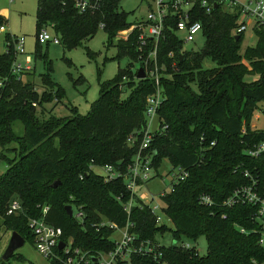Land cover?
Listing matches in <instances>:
<instances>
[{
	"label": "trees",
	"instance_id": "1",
	"mask_svg": "<svg viewBox=\"0 0 264 264\" xmlns=\"http://www.w3.org/2000/svg\"><path fill=\"white\" fill-rule=\"evenodd\" d=\"M198 20L203 24L205 38L200 51L187 52L185 61L180 62L183 45L171 31L160 41L158 50L159 65L166 68L160 72L166 100L159 115L162 126L168 129L154 136V167L158 171L162 161L169 159L173 167L182 166L189 171L186 181L163 198L173 227L157 225L146 205L134 207L131 216L136 224L134 232L141 239L157 242L158 235L171 232L177 244L162 246L160 262L133 257L132 263L264 264L260 236L241 234L236 228H259L252 220V207L212 209L199 202V197L206 193L220 203L234 189L247 184L241 173L234 172L237 166L258 174L264 188V157L253 159L245 153L247 147L264 141L263 133L252 130L254 115L264 104V26L253 29L257 43L242 52L245 34L238 41L234 35L238 15L218 8L209 15L200 12ZM36 21L37 34L43 27H51L64 49L75 48L95 37L101 24H105L103 30L108 33L109 44L118 32L130 26L120 9V0L103 3L94 14L79 13L73 0H38ZM6 23L7 19L0 14V27ZM137 38L135 32L127 41H117L116 59L127 58L130 64L120 69L114 79L100 85V98L88 115L82 116L73 108L70 118H57L52 111L44 118L46 98L63 96L51 78V64L40 76L44 93L39 96L36 85L23 79L32 72L21 77L12 75L14 45L9 44L10 34L6 35V52L0 54V80H7L0 101V147L18 156L4 157L8 170L0 179V217L24 240L30 238L34 242L28 221L40 216L39 206H49L46 222L62 228L64 239L73 238L76 247L93 253L114 249L109 239L111 231L97 232L89 226L104 218L123 226L127 215L117 198L124 196L125 201L128 193L122 180L105 184L90 166L126 168L136 155V148L130 147L127 140L146 127V100L157 91L153 80L137 79L142 65ZM37 46L42 47L38 42ZM171 52L173 59L169 57ZM206 60L216 68L204 69ZM135 64H140L138 70H134ZM249 77L254 79L248 81ZM193 84L198 91H194ZM128 91L129 96L123 98ZM16 123L24 126L21 137L14 134ZM244 128L246 135L242 134ZM201 159L204 161L200 162ZM58 181L61 185L52 189ZM13 200H19L23 206L19 216L7 215ZM69 204L84 210V224L68 215ZM223 214H227L226 220L222 219ZM201 237L207 240L205 256L180 247L184 241L196 243ZM0 264L8 261L0 260Z\"/></svg>",
	"mask_w": 264,
	"mask_h": 264
},
{
	"label": "built area",
	"instance_id": "2",
	"mask_svg": "<svg viewBox=\"0 0 264 264\" xmlns=\"http://www.w3.org/2000/svg\"><path fill=\"white\" fill-rule=\"evenodd\" d=\"M13 2L14 0H9ZM110 0H73L75 9L81 14H94L101 10L103 3ZM149 11L146 18H141L134 23H131L129 28L121 32L124 37L118 38L119 41H127L130 36L138 32V50L141 52V68L145 71L146 78L155 82L157 91L149 96L146 100V118L147 125L140 131H137L129 136L127 143L130 147L136 148V155L133 161L126 167L115 165H91L90 170L98 175L105 184L114 183L118 180L124 182L128 193L127 200L124 196H119L117 200L122 203L124 212L127 215L126 223L121 226L111 222L108 219H103L100 223H92L89 227L97 232L109 230L112 232L110 241L114 244V249L111 251H100L93 253L84 251L74 245V239H64V231L60 227H55L46 222L50 207L43 206L41 214L38 218H30L28 227L34 237V244L38 252L44 258L50 260L52 264H133V257H143L154 261H162L163 252L162 246L151 240H143L140 235L134 232L136 224L132 221V211L136 206L146 205L151 214L156 219L157 225H164L168 219L166 215V204L163 198L170 192H173L175 187L189 177V171L182 166L174 167L178 174L173 176L170 192L160 195V203L153 205L154 196L151 201L148 195L140 194L139 190L148 183L156 171L154 167L155 152L152 151L151 145L154 136L163 133L168 129V126H162L163 120L158 125L157 132L153 133V119L159 115L164 101L161 89V70H165L164 66L160 67L158 62L159 44L164 39L169 31L177 37L183 47L180 55H186L187 46L193 45L196 36L203 32V24L198 20L200 12L211 14L218 8L224 11L238 15V27L234 30V35L239 36L246 34L249 30L255 27L264 26V0H150ZM51 27H43L37 34V42L44 45H61L58 36H51L48 29ZM105 24L100 25V29H104ZM52 29V28H51ZM6 33L5 26L0 27V34ZM11 37V35H10ZM14 56L15 60L12 64V75L21 77L23 73L33 71V59L26 55L25 39L13 37ZM10 44V42H9ZM147 53V57L143 55ZM26 55L24 64L20 63L19 56ZM170 58H174V53L169 54ZM175 67V63L173 64ZM7 80H0V101L2 100L3 89L6 88ZM36 107V104H33ZM260 115L256 116L257 121L264 118V104L261 106ZM258 110V111H259ZM255 117V115H254ZM254 119V118H253ZM252 130L257 134H264V127L258 128L253 126ZM242 134L246 135L247 130L244 128ZM214 145V143H213ZM246 155L253 159L264 157V141L254 143L247 147ZM204 160L201 159L200 162ZM235 173H241L246 179L247 184L237 187L224 201L217 203L210 195L204 193L199 197L201 205L212 209L231 210L237 206H250L254 209L252 220L257 222L258 229L248 231L245 228L236 226L241 234L251 235L257 234L260 236L259 244L264 246V188L261 187L260 177L258 174L245 169L243 166H237L234 169ZM71 205V204H69ZM73 207V217L80 224H84L86 215L81 207L71 205ZM23 206L19 200H13L8 208V216H19L23 213ZM227 214L222 215V219H227ZM166 218V219H164ZM117 238H114L116 234ZM64 243V247L60 248V243ZM189 242L184 241L180 244L183 250L194 251L197 256L199 252L196 247H193Z\"/></svg>",
	"mask_w": 264,
	"mask_h": 264
},
{
	"label": "rangeland",
	"instance_id": "3",
	"mask_svg": "<svg viewBox=\"0 0 264 264\" xmlns=\"http://www.w3.org/2000/svg\"><path fill=\"white\" fill-rule=\"evenodd\" d=\"M150 0H120V9L127 15L128 22L134 23L141 18H146ZM38 9V0H0V13L7 18L5 26L6 33L0 34V54L6 52L4 39L6 34H11L9 39L13 43V37L25 39L26 55L33 59L30 75H26L24 81H29L36 85V91L39 96L44 93L40 76L47 72V64H51V78L62 90L63 96H49L44 107L47 113L53 112L57 118H70L74 115L72 109L75 108L79 114L86 116L89 114L92 105L100 98V85L114 79L120 69L129 66L130 61L127 58L118 61L117 38L109 44V36L104 30L99 29L95 37L82 42L80 46L72 49H64L62 45H44L37 46V21L36 12ZM48 32L51 36H55L54 31L49 28ZM124 33L118 34V38L124 37ZM194 52L200 51L205 43L204 36L199 33L194 42ZM257 43V36L253 30H249L244 37L242 43V52L248 47H253ZM26 55L19 56L18 60L24 64ZM247 65V63H246ZM140 64L134 65V70H138ZM216 65L206 60L204 69H214ZM82 78V79H81ZM81 79V80H80ZM254 78H247L252 81ZM82 81V82H81ZM194 91H198L196 84H193ZM129 91L123 95V98L129 96ZM260 106H263L261 104ZM260 115V110L255 113L253 126L264 127V118L261 121L256 120V116ZM24 133V126L16 123L14 126V134L21 137ZM12 146L16 147V144ZM4 153V154H1ZM15 159L16 153H7L0 147V179L8 170V162L4 157ZM178 174L174 170L173 164L169 159H164L158 169L153 173L152 179L139 190L140 194H146L151 201L154 196L153 205L160 203V195L171 190L173 176ZM166 219V218H164ZM165 224L172 228L173 225L168 220ZM11 227L5 225V221L0 217V260L9 247L13 236ZM18 233V232H17ZM117 233L114 238H117ZM157 241L161 246L169 247L173 244L171 232H167L157 236ZM196 247L200 256L207 254L208 245L205 237H201L196 243L189 242ZM8 264H52V262L38 252L34 242L29 238L25 239L24 246L20 247L15 256L12 257Z\"/></svg>",
	"mask_w": 264,
	"mask_h": 264
},
{
	"label": "water",
	"instance_id": "4",
	"mask_svg": "<svg viewBox=\"0 0 264 264\" xmlns=\"http://www.w3.org/2000/svg\"><path fill=\"white\" fill-rule=\"evenodd\" d=\"M240 39L239 36H236L235 37V40L238 41ZM119 41V40H117ZM194 47L193 45H188L187 46V50L189 52L193 51ZM185 61V56L182 55L180 57V62H183ZM146 78V74H145V71L143 70V68H140L139 71H138V75H137V79L139 80H143ZM161 121V117L160 116H156L154 119H153V133H156L157 132V128H158V125ZM61 185V182H55L54 184H52V189H57L59 186ZM66 212L68 213V215L72 218L73 217V207L71 205L67 206L66 207ZM25 244V240L24 238L17 232H13V236H12V239L10 241V244H9V247L3 257V261H9L14 255H15V252L22 246H24ZM177 242H173V245H176ZM64 243H60V248H63L64 247Z\"/></svg>",
	"mask_w": 264,
	"mask_h": 264
},
{
	"label": "crops",
	"instance_id": "5",
	"mask_svg": "<svg viewBox=\"0 0 264 264\" xmlns=\"http://www.w3.org/2000/svg\"><path fill=\"white\" fill-rule=\"evenodd\" d=\"M2 16H4L2 13H0ZM5 17V16H4ZM6 18V17H5ZM7 19V18H6ZM7 31V30H6ZM5 34V33H4ZM7 35V34H6ZM11 35V34H10ZM4 42H5V39H4Z\"/></svg>",
	"mask_w": 264,
	"mask_h": 264
}]
</instances>
